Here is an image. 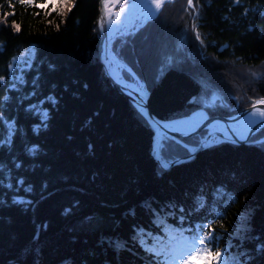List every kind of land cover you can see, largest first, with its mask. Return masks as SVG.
Returning <instances> with one entry per match:
<instances>
[{
	"label": "trees",
	"instance_id": "trees-1",
	"mask_svg": "<svg viewBox=\"0 0 264 264\" xmlns=\"http://www.w3.org/2000/svg\"><path fill=\"white\" fill-rule=\"evenodd\" d=\"M38 4L42 7L28 9L17 3L18 15L11 19L22 25L21 33L0 24V75L5 74L12 57L31 58L32 63L45 68L50 63L60 66L56 94L61 105L53 113L48 133L58 160L48 193H44L46 199H41L37 184L35 194L28 197L33 199L31 206L0 210V259L19 254L39 232L41 241L38 246L31 245V257L36 264H55L72 247L73 221L64 216L63 209L76 200L82 201L81 213L96 212L110 202L112 206L104 208V214L119 219L130 187L143 196H179L185 190H195L205 175L212 179L218 176L237 186L239 198L220 208L221 222L226 227L231 230V224L239 221L238 213L245 214V204L256 210L255 223L259 225V218L264 215V143L254 141L264 138V129L252 137V143L218 145L201 151L190 163L163 170L152 156L151 130L131 101L102 74L97 59L99 0H66L63 4L60 0H38ZM0 5L5 12L12 10L7 0H0ZM194 5L189 9L187 0H170L157 21L150 22L135 38H128L135 39L138 48L157 42L171 44L179 39L187 45L178 56L185 73L171 72L150 89L149 106L159 118L188 110L187 100L197 91L190 75L199 78L207 66H217L218 72L226 70L229 74L239 67V96L255 100L264 97V0H240L239 5L234 0H194ZM193 21L205 40L203 46L190 30ZM65 84L69 86L67 93L63 92ZM4 94L0 90V98ZM249 105L248 101L216 114H232ZM96 113L99 115L89 126L87 119ZM69 136L73 139L67 140ZM89 141L96 145L94 154L85 153ZM93 176L97 177L95 183L91 182ZM72 187L79 190L73 191ZM140 219L151 228L146 216L141 215ZM119 232L127 237V224ZM218 234L222 235L219 231ZM223 243L221 239L219 244ZM109 258L113 259L111 252ZM120 260L122 264H142L130 252H122Z\"/></svg>",
	"mask_w": 264,
	"mask_h": 264
},
{
	"label": "snow or ice",
	"instance_id": "snow-or-ice-1",
	"mask_svg": "<svg viewBox=\"0 0 264 264\" xmlns=\"http://www.w3.org/2000/svg\"><path fill=\"white\" fill-rule=\"evenodd\" d=\"M65 2L60 0L61 4ZM167 2L99 0L101 12L96 22L103 40L97 57L102 74L117 91L130 97L131 106L151 130L152 156L163 170L190 163L201 151L218 145L247 141L254 127L260 126L257 131L264 128V97L252 102L243 120L231 113L221 117L216 113L229 109L227 98L214 91L208 79L194 75L190 79L197 91L187 100L190 107L186 112L160 119L150 114L152 85L171 72L185 73L178 56L187 45L179 39L171 44L157 42L138 48L135 39L128 38H135L150 22L157 21ZM17 3L28 9L42 4L38 0H7L12 9L7 12L0 5V24L19 34L22 25L11 19L18 15ZM234 3L239 5L240 0ZM187 5L193 9L194 0H187ZM190 30L203 46L205 40L195 21L190 24ZM61 71L55 63L45 68L32 63L31 58L12 57L5 74L0 75V90L5 93L0 98V210L31 206L33 199L28 197L35 194L37 184L41 199L47 198L44 193H48L58 160L48 133L53 113L61 105V98L56 94L59 87L56 77ZM83 87L87 89L88 85ZM68 91L69 86L65 84L63 92ZM98 115L87 119V124H94ZM95 151L94 142H86L85 153ZM96 180V176L91 177L92 183ZM71 190L79 189L72 187ZM239 195L233 182L205 175L195 190H185L179 196H143L130 187L123 198L119 219L104 214L103 209L112 206L110 202L96 212L81 213L82 201L76 200L63 209L64 216L73 221L72 247L55 264H113V259L116 264H122V252L138 256L142 264H264V215L257 225L256 210L248 209L245 204V214L238 213L239 221L231 224V230L221 222L220 208L234 203ZM141 215L147 217L151 228L141 221ZM125 224L127 237L119 232ZM40 241L41 235L37 232L30 245H25L12 258L0 259V264H36L31 257V245L38 246ZM110 252L113 259L109 258Z\"/></svg>",
	"mask_w": 264,
	"mask_h": 264
},
{
	"label": "water",
	"instance_id": "water-1",
	"mask_svg": "<svg viewBox=\"0 0 264 264\" xmlns=\"http://www.w3.org/2000/svg\"><path fill=\"white\" fill-rule=\"evenodd\" d=\"M100 12H101V8H100V3H99V15H100ZM104 39H107L106 34H105V36H104ZM102 43H103V40H102L101 36L98 34V53H99V51L101 50ZM226 47H227V46L222 47L220 50L222 51V50H223L224 48H226ZM113 87H114V86H113ZM114 88H115V87H114ZM115 89H116V88H115ZM126 97L131 101L130 97H128V96H126ZM253 101H254V100H251V103H252ZM148 107H149L150 114H151L152 116L156 117L157 119H160L159 117H157V116L151 111L149 105H148ZM250 110H251V106H250L249 108H247V109H245V110H242L241 112H238V113L233 114V115H235L237 118H240V117L243 116V114H245L246 112H248V111H250ZM221 117H223V116H221ZM259 127H260V126L257 125L256 127H254V128L252 129V132L248 134V140H249L250 137H252L253 135H255L256 133H258L259 131H261V130L263 129V128H260V130L257 131V128H259ZM201 130H203V129H201ZM171 135H176L177 138H180L179 135L176 134V133H172ZM248 140H247V141H248ZM247 141H240L238 144H244V143H246Z\"/></svg>",
	"mask_w": 264,
	"mask_h": 264
},
{
	"label": "rangeland",
	"instance_id": "rangeland-1",
	"mask_svg": "<svg viewBox=\"0 0 264 264\" xmlns=\"http://www.w3.org/2000/svg\"><path fill=\"white\" fill-rule=\"evenodd\" d=\"M202 78H204V77H202ZM239 83V82H238ZM209 84H210V86H211V88L214 90V91H216L219 95H221L222 97H229L230 95H235L234 94V89L232 88V91H226V90H224V89H222V88H228V87H230L229 85H228V83L224 80V79H221V80H214L213 78L212 79H209ZM235 87H239V86H237V85H235ZM239 99L240 100H243V99H245V97L244 98H242V97H239ZM242 103H236V104H229V108H232V107H238V106H240Z\"/></svg>",
	"mask_w": 264,
	"mask_h": 264
},
{
	"label": "flooded vegetation",
	"instance_id": "flooded-vegetation-1",
	"mask_svg": "<svg viewBox=\"0 0 264 264\" xmlns=\"http://www.w3.org/2000/svg\"><path fill=\"white\" fill-rule=\"evenodd\" d=\"M216 61L218 62V61H220V60H219V59H217ZM226 61H227V60H223V61H221V62L227 63Z\"/></svg>",
	"mask_w": 264,
	"mask_h": 264
},
{
	"label": "bare ground",
	"instance_id": "bare-ground-1",
	"mask_svg": "<svg viewBox=\"0 0 264 264\" xmlns=\"http://www.w3.org/2000/svg\"><path fill=\"white\" fill-rule=\"evenodd\" d=\"M238 120H243V116L242 117H240V118H237Z\"/></svg>",
	"mask_w": 264,
	"mask_h": 264
}]
</instances>
